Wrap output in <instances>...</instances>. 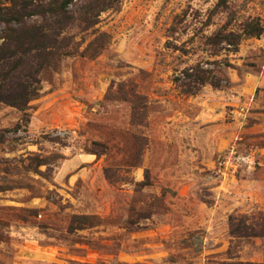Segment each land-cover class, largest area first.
<instances>
[{
	"label": "rangeland",
	"instance_id": "rangeland-1",
	"mask_svg": "<svg viewBox=\"0 0 264 264\" xmlns=\"http://www.w3.org/2000/svg\"><path fill=\"white\" fill-rule=\"evenodd\" d=\"M120 2L68 32L28 124L0 104V264H264V34L209 45L264 27V0ZM201 60L228 85L185 95L174 70Z\"/></svg>",
	"mask_w": 264,
	"mask_h": 264
},
{
	"label": "trees",
	"instance_id": "trees-1",
	"mask_svg": "<svg viewBox=\"0 0 264 264\" xmlns=\"http://www.w3.org/2000/svg\"><path fill=\"white\" fill-rule=\"evenodd\" d=\"M221 0L219 3H223ZM120 0H55L53 2H10L0 4V104L25 112L40 96L42 73L56 68L57 62L72 55L78 44L68 34L75 28L89 30L103 13L120 8ZM242 30L221 28L209 39L211 56L239 52L246 37H261L264 27L259 18H250ZM175 29L171 30L174 34ZM229 62L201 60L174 70L173 83L185 95H196L206 86L222 89L228 82L219 74ZM21 126V125H19ZM235 237H253L256 227L231 218ZM233 264H251L238 262Z\"/></svg>",
	"mask_w": 264,
	"mask_h": 264
}]
</instances>
